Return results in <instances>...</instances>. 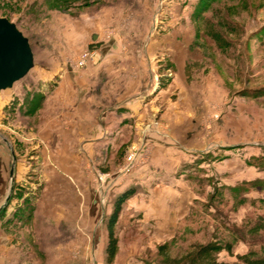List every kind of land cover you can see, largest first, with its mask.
<instances>
[{"label":"rangeland","instance_id":"374dc122","mask_svg":"<svg viewBox=\"0 0 264 264\" xmlns=\"http://www.w3.org/2000/svg\"><path fill=\"white\" fill-rule=\"evenodd\" d=\"M0 17L16 25L33 55L27 73L0 90V175L7 179L9 191L12 185L3 219L13 235L6 241L1 238L0 253L13 245V251L34 258L41 250L59 253L57 259L39 258L41 264H107L106 220L116 197L111 185L100 188L94 201L97 212H61L60 221L44 224L38 234L25 227L20 236L18 220L33 208L46 181L35 169L24 173L19 183L16 177L11 183L8 165L9 145L19 155L40 153L35 148L38 119L33 110L44 96L38 89L41 79L57 78L66 65L78 63L86 51L99 52L104 43L115 53L112 63H169L168 80L176 70L171 63H185L187 85L180 84L184 89L173 94L177 100L184 91L188 107L198 109L189 126L202 130L205 137L219 126L225 141L252 146L258 153L253 167L264 172V0H0ZM14 89L17 94L9 101ZM133 151L139 162L147 148L125 149L122 169ZM258 172L253 169V174ZM239 183L244 181L219 185L214 207L201 202L172 230L166 240L170 255L214 240L233 245L232 254L227 250L218 254L221 262L235 264L238 255L251 249L264 256V180L253 181L246 191L238 188ZM121 215L113 264H160L157 247L163 243L153 237L154 229L132 228L131 211L125 206ZM19 237H24L22 243H11Z\"/></svg>","mask_w":264,"mask_h":264},{"label":"crops","instance_id":"0c3cea01","mask_svg":"<svg viewBox=\"0 0 264 264\" xmlns=\"http://www.w3.org/2000/svg\"><path fill=\"white\" fill-rule=\"evenodd\" d=\"M98 49L85 66L66 65L57 78L38 83L44 96L33 110L38 119L33 134L40 153L29 157L15 149L14 178L19 183L24 173L36 169L46 186L35 199L31 219L19 218L16 233L21 236L26 227L36 235L44 224L60 221L61 212H97L94 201L100 188L111 185L115 196L138 188L125 205L131 211V227H151L157 243H164L214 185L264 176L251 164L258 154L252 146L225 141L219 126L206 137L189 126L199 111L188 107L184 91H179L177 100L173 94L184 89L180 84L187 85L185 63H171L176 70L168 80L169 63H112L115 53L107 43ZM15 92L10 91L9 101ZM137 146L147 148L145 156L124 172V151ZM50 147L57 148L56 153ZM8 150L11 168L10 145ZM253 169L259 172L253 174ZM10 194L7 179L0 175V207ZM4 216L0 217V240L6 241L13 235ZM23 238L11 243L20 244ZM8 248L0 253V264H41V259L60 258L57 252L41 250L39 259L13 251V245Z\"/></svg>","mask_w":264,"mask_h":264},{"label":"trees","instance_id":"16d2710c","mask_svg":"<svg viewBox=\"0 0 264 264\" xmlns=\"http://www.w3.org/2000/svg\"><path fill=\"white\" fill-rule=\"evenodd\" d=\"M198 6L195 12H199ZM253 162V161H252ZM251 164L253 165V163ZM262 179H255L251 181H244V183H239L238 188L244 189L246 191L252 186L253 181H261ZM255 183V182H254ZM213 191L205 195V201L203 202L206 206H215L214 200L220 196V187L214 185ZM249 192V190L247 191ZM138 193L137 187H130L122 191L119 195H117L114 199L112 211L106 220V229H107V237L105 243V256L107 264H113L117 253L119 251V239L116 234V226L119 221V217L123 212L124 206L127 201L133 198ZM245 195V194H244ZM15 199V198H13ZM19 199V198H17ZM16 199V200H17ZM201 204V203H200ZM33 209V208H32ZM32 209L28 210V213L25 217H20V219L26 221L28 218L32 217ZM6 209H3L0 212V217L4 215ZM170 242L166 241L165 243L159 245L157 247V254L160 260V264H229L225 262H221L218 260V254L222 250H227L232 254L233 245L230 242L221 243L219 241H207V242H196L192 244V247L185 251L182 254L170 255ZM239 262L235 264H264V256H262L257 251L253 249L249 250L246 254L238 255Z\"/></svg>","mask_w":264,"mask_h":264},{"label":"water","instance_id":"95a60500","mask_svg":"<svg viewBox=\"0 0 264 264\" xmlns=\"http://www.w3.org/2000/svg\"><path fill=\"white\" fill-rule=\"evenodd\" d=\"M32 51L28 40L7 18L0 17V90L21 79L32 65ZM11 183L14 181L15 152L11 147ZM12 190V185L10 191ZM9 202V195L0 207V212Z\"/></svg>","mask_w":264,"mask_h":264},{"label":"built area","instance_id":"2783aa9c","mask_svg":"<svg viewBox=\"0 0 264 264\" xmlns=\"http://www.w3.org/2000/svg\"><path fill=\"white\" fill-rule=\"evenodd\" d=\"M95 50L92 51H86L84 52L81 57L79 58L78 65L79 66H85L86 63H88L89 60H92L94 55H95ZM97 52V51H96ZM137 154L138 152L133 151L129 156H128V163L126 164L125 168L123 169L124 172L130 171L135 163L137 162Z\"/></svg>","mask_w":264,"mask_h":264}]
</instances>
